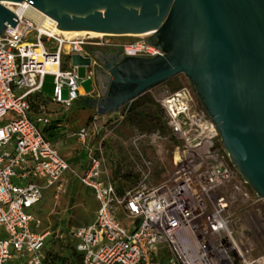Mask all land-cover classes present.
<instances>
[{
	"label": "built area",
	"instance_id": "built-area-1",
	"mask_svg": "<svg viewBox=\"0 0 264 264\" xmlns=\"http://www.w3.org/2000/svg\"><path fill=\"white\" fill-rule=\"evenodd\" d=\"M1 4L18 21L6 25V38H0V264H52L46 253L50 237L69 242L80 264H264V254H256V239L264 237V198L236 171L189 86L164 88L155 97L168 134L162 139L173 142L172 170L155 185L152 161L139 153L138 183L117 190L103 148L107 122L100 116L77 130L65 124L80 93L78 66L64 67V58L85 59L87 46L153 58L162 55L158 47L138 37H65L43 30L33 13L46 15L28 2ZM46 74L53 77L49 102L59 106L56 121L40 91ZM91 76L89 71L86 78ZM52 124L61 138L80 144V172L58 152L61 138L47 137ZM66 172L93 195V220L65 232L37 233L40 220L31 210L49 188L63 189Z\"/></svg>",
	"mask_w": 264,
	"mask_h": 264
},
{
	"label": "water",
	"instance_id": "water-1",
	"mask_svg": "<svg viewBox=\"0 0 264 264\" xmlns=\"http://www.w3.org/2000/svg\"><path fill=\"white\" fill-rule=\"evenodd\" d=\"M24 1L60 31L149 35L145 43L163 54L104 65L96 113H117L183 74L230 162L264 198V0H0V38L18 21L1 3Z\"/></svg>",
	"mask_w": 264,
	"mask_h": 264
},
{
	"label": "rangeland",
	"instance_id": "rangeland-1",
	"mask_svg": "<svg viewBox=\"0 0 264 264\" xmlns=\"http://www.w3.org/2000/svg\"><path fill=\"white\" fill-rule=\"evenodd\" d=\"M148 37L149 35L138 38L146 40ZM119 38L128 41L134 37L109 36L102 39L104 41H113ZM111 49L117 50L115 47H111ZM69 59V57L63 59L64 67L69 63ZM87 71L88 69L84 65L78 66V86L80 91L83 92L90 91L94 85L92 80L86 78ZM184 86L188 87V82L183 74H179L163 84L154 87L150 91L145 92L144 99L138 101L140 107H138L137 112H149V117L135 114L129 115L127 110L130 103H128L121 107L117 113L105 119L107 122L104 128L106 132L105 130L101 132L102 136H106L103 142V148L107 157V166L113 172L118 189H133L138 183V175L136 172L141 168L138 157L139 153L150 158L152 161L153 170L150 184L155 185L163 181L168 173L171 172L173 142L169 138L167 140L162 139L168 134L167 130L163 129V114L160 111L155 97L164 88L169 91H175ZM52 90L53 77L46 74L42 78L40 91L42 96L47 99V103H50L49 99L52 96ZM62 96L63 98L66 97L65 91H63ZM80 110L86 116L83 119L80 114L76 116ZM94 112L95 110L88 106L75 104L67 113V116L70 115L68 121H71V128H75L80 122L82 124L87 118L92 117ZM151 116L158 117V123ZM74 117L76 118L74 119ZM73 122L76 125H73ZM152 134H157L160 138L151 139ZM59 146L60 153L66 159L75 156V150L78 153L81 151V146L76 142H61ZM69 161L71 162L70 159ZM83 164L84 158L82 155L78 161H72V167L75 165L78 172H80L78 168ZM64 177L67 178V181L63 189L59 193H55L54 187L49 188L44 192L40 204L31 210V213L40 220L37 233H42L45 230L65 232V230L71 227L87 225L93 220L96 205L92 194L70 177L69 172H66ZM49 239L52 238L50 237ZM60 245L59 248L55 246L58 258L65 260L63 264H74L73 260L75 258L71 250L65 247V242H61ZM257 253L264 254V237L259 235L256 239Z\"/></svg>",
	"mask_w": 264,
	"mask_h": 264
},
{
	"label": "crops",
	"instance_id": "crops-1",
	"mask_svg": "<svg viewBox=\"0 0 264 264\" xmlns=\"http://www.w3.org/2000/svg\"><path fill=\"white\" fill-rule=\"evenodd\" d=\"M84 51H85V55L87 56L85 59H82L81 57H78V56H72V57H70L69 63L66 64V66H70V65H77V66L84 65L88 69L87 73L89 71L91 72L92 76H91L90 80L93 81L94 85H93L92 89L90 91H88V92L80 91V88H79V93H80L79 98L72 105V107L75 104H79L80 106H88V107H90V108L95 110L93 116L94 115L100 116L101 122L104 123V122H106L105 119H107L108 116L113 115L115 113H111L110 112V113H107L106 115H99V114L96 113V109H95L94 106H92L91 101L92 100H97L98 98L101 97L99 88L101 89L102 86L104 85V78H105V75H107V72H106V70L104 68V65H106L108 63H112L113 65L116 64L117 63V61H116L117 57L116 56L118 54L116 53L115 50H113L111 48H97V47H91V46L85 47ZM45 101H46L45 106H46V110L48 112V115L50 116L52 121H56L57 119H59V106H57L55 104H52V103H47V99H45ZM78 112H77L76 116H78L80 114L82 116V119L86 117L83 111L80 110ZM69 116H67V114H66L64 121H65V124H67V126H69L71 128V126H70V122L71 121L70 120L68 121ZM71 116H72V114H71ZM75 118L76 117H74V119ZM90 118H87L82 124H81V122L78 123L79 124L78 126H75V128H71V129L77 130L78 128L86 125L88 123V121L90 120ZM73 125H76V124H74V122H73ZM58 138H61V136H59V133H57V138H55V139H53V138L51 139L50 138V139L51 140H57ZM61 142H76V143H78L73 138H66V139L65 138H61ZM59 148H60V146H58V148H57L58 152L60 153ZM74 153H75V156H72L71 158H69L71 160V162L72 161H78V159H80V155L82 154V150L79 153L76 152V150H75ZM60 155L63 156L61 153H60ZM69 159H66V160H69ZM86 190H88V189H86ZM92 197H93V195H92ZM95 205H96V202H95Z\"/></svg>",
	"mask_w": 264,
	"mask_h": 264
},
{
	"label": "trees",
	"instance_id": "trees-1",
	"mask_svg": "<svg viewBox=\"0 0 264 264\" xmlns=\"http://www.w3.org/2000/svg\"><path fill=\"white\" fill-rule=\"evenodd\" d=\"M145 95L146 94H143V95L139 96L138 98H136L135 100H133L132 102H130V104L128 105V110H127V113L129 115L135 114V115H142L143 117H145V116L146 117H149L150 116V113L149 112H137L138 107H140V105L138 104V101H140L141 99H144L143 97H145ZM43 102H45V101H43ZM158 106H159V104H158ZM159 108H160V111L163 114V110L161 109L160 106H159ZM202 109H203V107H202ZM151 117H152L153 120H157V123H158V121H159V118L158 117H156V116H151ZM154 127H156V126H154ZM163 129L166 130L165 123H164V115H163ZM45 133H46V135H47V137L49 139L50 138L51 139L52 138L55 139V138H57L58 131L55 129L54 124H52L49 128H46L45 129ZM112 180L115 182V186H116V181H115L116 179H114V177H113V172H112ZM116 188H117V190L119 192H122L123 191L121 189H118L117 186H116ZM60 243L61 242H57L54 239H49L47 241V243H46V253H47V256L49 258L50 263H52V264H63L64 261H65L64 259H59L58 258V256H57L58 254H57V252L55 250V246H57L58 248L61 246ZM65 247H68L71 250L72 255L75 258L73 260V263L74 264H80V260H81L80 255L75 252V250L72 247V245L69 242L66 241L65 242Z\"/></svg>",
	"mask_w": 264,
	"mask_h": 264
},
{
	"label": "bare ground",
	"instance_id": "bare-ground-1",
	"mask_svg": "<svg viewBox=\"0 0 264 264\" xmlns=\"http://www.w3.org/2000/svg\"><path fill=\"white\" fill-rule=\"evenodd\" d=\"M6 3H10V2H6ZM13 4H15V3H13ZM33 15H34L35 19L37 20V22L41 25V28L43 30L49 29L51 32L56 33V34H60V35L65 36V37L89 36V38H105V37H109V36H116V35L99 34V33H94V32H87V31H80V32L60 31L56 27L53 26V22L51 21V19L49 17L43 16L41 18L34 13H33ZM146 35L147 34H144V35H122V37H140V36L142 37V36H146Z\"/></svg>",
	"mask_w": 264,
	"mask_h": 264
},
{
	"label": "flooded vegetation",
	"instance_id": "flooded-vegetation-1",
	"mask_svg": "<svg viewBox=\"0 0 264 264\" xmlns=\"http://www.w3.org/2000/svg\"><path fill=\"white\" fill-rule=\"evenodd\" d=\"M116 51V53L118 54V55H120L121 54V52L120 51H118V50H115ZM163 54V53H162ZM175 77V76H174ZM185 77V76H184ZM186 78V77H185ZM186 80H187V82H188V85H189V87L191 88V90H192V92H193V94H194V96H195V98H196V100L198 101V103L201 105V101H200V98H199V96L197 95V93L195 92V89H194V87L190 84V82H189V80L186 78Z\"/></svg>",
	"mask_w": 264,
	"mask_h": 264
}]
</instances>
